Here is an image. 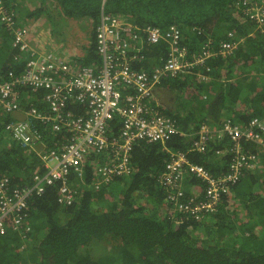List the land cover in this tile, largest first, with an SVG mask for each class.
<instances>
[{
  "label": "trees",
  "instance_id": "1",
  "mask_svg": "<svg viewBox=\"0 0 264 264\" xmlns=\"http://www.w3.org/2000/svg\"><path fill=\"white\" fill-rule=\"evenodd\" d=\"M4 1L15 6L16 0ZM40 1L44 5L47 0ZM52 1L59 6L63 17L90 20V42L77 61L87 65L97 60L95 26L102 0ZM236 1H104L105 12L127 17L139 27L156 26L165 32L169 26H176L180 44L188 51L200 49L208 38L213 43L224 40L226 32L234 29L244 36V44L228 58H213L209 64L225 76L236 67L246 68L250 75L245 70L240 84H216L214 80L212 83L217 87H210L212 94L202 97L200 105L195 96H188L186 111L175 116L183 134L172 136L164 143L136 142L130 152L129 175L93 190L91 169L87 167L77 198L69 206L57 203L55 186H47L43 194L33 196L27 218L30 230L26 236V231L22 235L8 231L0 236V264H264V179L260 174L244 176L241 180L246 187L237 190L240 180L233 188L234 199L224 198L215 213L198 222L176 211L175 203L167 198L157 181L169 158L168 150L183 152L190 162L203 165L214 175L226 171L228 157H220L219 162L213 154L224 142L210 141L205 152L191 149V139L203 122L218 121L222 112L233 115L240 123L255 116L264 118V30H256L248 20L243 24L238 22L233 14ZM167 48L165 41L144 43L140 51L142 58L132 66L144 70L160 66ZM14 56L11 34L0 23V77L3 79L8 78L9 71L18 73L23 68V60L14 61ZM188 83L184 78L166 81L165 85L183 92ZM241 91L245 94L243 98L238 97ZM26 93L22 90L23 111L29 109L31 101L37 108L43 106L34 93H29V99ZM198 107L200 110L196 113ZM72 108L85 111L83 106ZM13 119L0 112V176H8L11 184L20 186L30 183L41 161L35 152L24 150L5 130L6 122ZM113 125L117 131L119 121L114 119ZM37 127L48 146L60 140V135L51 133L50 125ZM245 147L254 152L258 150L254 144L246 143ZM260 158L264 165L263 152ZM187 182L204 187L195 178L186 177L184 183ZM235 201L245 218L238 217L231 204H236ZM102 243L107 246L106 252L92 256L87 248Z\"/></svg>",
  "mask_w": 264,
  "mask_h": 264
},
{
  "label": "built area",
  "instance_id": "2",
  "mask_svg": "<svg viewBox=\"0 0 264 264\" xmlns=\"http://www.w3.org/2000/svg\"><path fill=\"white\" fill-rule=\"evenodd\" d=\"M104 1L95 26L97 60L81 65L62 53L41 52L38 44H30L29 27L19 24L15 8L0 0V23L11 34L14 61L23 60L20 72L9 71L8 78L0 77V112L23 111L22 90L28 99L34 93L43 105L37 108L31 101L23 118L5 124L17 143L32 147L41 166L34 170L29 184L13 185L8 176H0V236L8 231L21 235L26 231V236L30 200L43 194L47 186H55L57 203L69 206L78 195L73 180L82 182L87 167L92 189L99 190L131 173L130 152L136 142L164 143L182 135L176 119L164 113L155 99L159 78L176 77L199 66L209 68V58L228 57L237 48L229 31L228 38L217 43L208 38L198 52H189L180 44L176 26L165 32L156 26L139 27L127 17L105 12ZM233 8L256 30H264V0H238ZM159 41L168 46L163 63L148 72L134 68L132 63L142 58L143 44ZM74 104L85 111L74 113L70 107ZM114 119L119 121L117 131ZM42 124L60 135L52 146L37 127ZM220 124L203 122L192 137L191 149L205 152L210 141L224 142L213 154L228 157L226 171L214 175L203 165L190 162L183 152L168 150L169 158L157 177L175 210L197 222L215 213L241 178L263 165L264 118L255 116L244 124L226 118ZM246 143L258 150L245 149ZM186 177L200 180L204 187L195 194L186 193Z\"/></svg>",
  "mask_w": 264,
  "mask_h": 264
},
{
  "label": "rangeland",
  "instance_id": "3",
  "mask_svg": "<svg viewBox=\"0 0 264 264\" xmlns=\"http://www.w3.org/2000/svg\"><path fill=\"white\" fill-rule=\"evenodd\" d=\"M14 7L18 16L19 24L24 23V25L29 27V34H31L32 32L38 39L36 42L38 43L41 52L52 50L58 53H63L64 50H67L68 52H72L70 54V58H73L75 56H80L81 54H83L85 47L90 42L92 27L90 20L87 18L63 17L59 6L52 0L45 1L44 5L40 0H16ZM37 9L40 10L36 12ZM233 10L235 11V9ZM27 12L31 15H28ZM34 12L35 14H33ZM25 14L27 15L26 17ZM26 23L30 24V26ZM32 27L34 28V30L32 29ZM40 30L44 31L42 35L38 33ZM170 92H162L161 97L163 102L171 101V99L169 98ZM200 94L201 89L200 87H198L196 89V92L194 91L189 96H195V100L199 104L200 99H202ZM188 105L185 106L188 107ZM161 106L166 109L170 108L169 104H164ZM199 110L200 107L196 109V113H198ZM23 117L24 115H22L20 118ZM23 147L24 150L34 152L32 147L30 146ZM35 148L39 149L40 146H36ZM106 186L107 185L101 186L99 190L105 188ZM245 187V181L241 180L239 186H237V190ZM234 193V189H232L228 197L233 196ZM235 203L236 204L231 202V204H233L236 208L238 217L245 218V213L241 209V206L237 203V201H235ZM87 249L90 253H92V256L96 257L99 254H103L104 251L106 252L107 246L102 243L94 245L91 249Z\"/></svg>",
  "mask_w": 264,
  "mask_h": 264
},
{
  "label": "crops",
  "instance_id": "4",
  "mask_svg": "<svg viewBox=\"0 0 264 264\" xmlns=\"http://www.w3.org/2000/svg\"><path fill=\"white\" fill-rule=\"evenodd\" d=\"M233 14H234L235 18L238 20V22L240 24H243L245 21H247L244 18L240 17V15H238L236 13V11H234ZM27 25L30 26V24H27ZM32 29L34 30L33 27H32ZM229 31L232 32V36H230L229 38H231V40H235V41L238 42L237 48H236V50H238V48L241 45L244 44V36L243 35H241V36L238 35L234 29L233 30H229ZM229 31L226 32V34H225L226 37L225 38H228L227 33ZM43 32H44L43 30H40L38 33L40 35H42ZM31 34L27 38L28 42L30 44H38L36 42L38 39L35 37V35L32 32H31ZM32 42H34V43H32ZM235 51H234V53H235ZM71 53L72 52H68L67 50H64L62 55L70 58V54ZM75 53H77V52H75ZM80 56H82V54ZM77 57L78 56H75V57H73L74 59L73 58H71V59L73 61H77ZM210 61H211V59H208L206 61V65L209 68H206L205 66H199V67L193 68L189 73L181 74V75H178L176 77H171V76L163 77V76H161L159 78V81L155 85L154 93H155V99L158 102V104L160 105V109L164 113H166L168 115H171L174 118H175L176 115L183 114L186 111L185 105H186L187 101L189 100L188 96L191 95L194 91L196 92V89L198 87H200V89H201L200 96L203 97V98H206L207 95L212 94L210 87H215L216 88L217 87L216 84H226V83H229V82H236L237 84H240V83L243 82L244 72H245L246 68L245 69L244 68H238V67L231 68V70L228 71V73H227L229 76H225V75H222L220 71L218 72V70L216 68L212 67V65L209 64ZM151 69L146 70V71L148 72ZM246 74L250 75V73L247 70H246ZM184 78H187L189 83H188L187 86H185V90L183 89V92L178 90V88L176 89V87L172 88V87H168V86L165 85L166 81L175 80V79H184ZM214 80L216 81V84L212 83ZM163 91L164 92H170L171 91L170 94H169V98L171 99V101L163 102L162 97H161ZM213 96H214V93H213ZM244 96H245V94L242 91L238 94L239 98H243ZM164 104H169L170 108L166 109V108L162 107L161 105H164ZM74 106H81V105L74 104ZM72 107H73V105H72ZM72 107H71V109L73 110L74 113H81L82 112V111H75ZM22 115H23V111H17L15 113H13L11 116L14 119H18ZM218 116H219L217 118L218 121L208 120L207 122H209L210 124H213V125H217L218 124V126H220L221 125L220 123L224 119L232 118V120L240 123L236 117H234L231 114H227L225 112L219 113ZM242 124H244V123H242ZM245 149H247V148L245 147ZM215 159L218 160L219 162H221V159H220L219 156H216ZM225 162H226V164H228V159ZM250 173L260 174L261 175V179L263 180L264 179V176H263L264 175V165H262V168H260L259 170H256V171H253V172H250ZM247 174H249V173H247ZM247 174H245L244 176H246ZM75 181H77V182L74 183V186L77 188V191H78L79 184L81 182H80L79 179H76ZM183 187H184L185 191L188 194H191V193L195 194L201 189V186L199 184L194 185V184H191L190 182L184 183Z\"/></svg>",
  "mask_w": 264,
  "mask_h": 264
},
{
  "label": "clouds",
  "instance_id": "5",
  "mask_svg": "<svg viewBox=\"0 0 264 264\" xmlns=\"http://www.w3.org/2000/svg\"><path fill=\"white\" fill-rule=\"evenodd\" d=\"M200 49H198V50H196V51H189V52H198ZM231 56V55H230ZM229 57V56H228ZM228 57H221V56H215V57H212V58H209V59H213V58H221V59H226V58H228ZM191 141H192V139H191ZM201 188H203V187H201ZM230 198H233L234 199V194H233V196H231Z\"/></svg>",
  "mask_w": 264,
  "mask_h": 264
},
{
  "label": "bare ground",
  "instance_id": "6",
  "mask_svg": "<svg viewBox=\"0 0 264 264\" xmlns=\"http://www.w3.org/2000/svg\"><path fill=\"white\" fill-rule=\"evenodd\" d=\"M74 59V58H73ZM76 62V61H75Z\"/></svg>",
  "mask_w": 264,
  "mask_h": 264
}]
</instances>
